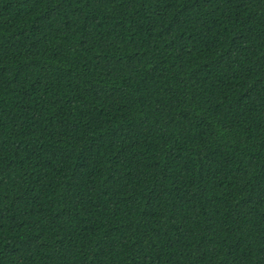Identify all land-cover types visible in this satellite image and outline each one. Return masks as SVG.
<instances>
[{
    "label": "trees",
    "instance_id": "1",
    "mask_svg": "<svg viewBox=\"0 0 264 264\" xmlns=\"http://www.w3.org/2000/svg\"><path fill=\"white\" fill-rule=\"evenodd\" d=\"M0 264H264V0H0Z\"/></svg>",
    "mask_w": 264,
    "mask_h": 264
}]
</instances>
